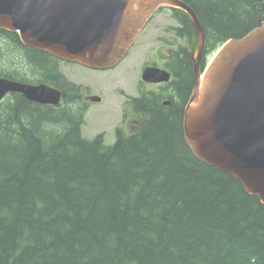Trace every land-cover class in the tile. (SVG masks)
<instances>
[{"label": "trees", "instance_id": "16d2710c", "mask_svg": "<svg viewBox=\"0 0 264 264\" xmlns=\"http://www.w3.org/2000/svg\"><path fill=\"white\" fill-rule=\"evenodd\" d=\"M205 36L201 68L225 41L264 21V0H181ZM195 31L188 15L172 9ZM180 35V30L176 33ZM0 31V77L44 82L59 62ZM168 67L180 103L141 92L135 132L84 138V89L54 85L58 106L20 94L0 102V264H264V204L197 159L183 135L194 85L182 48Z\"/></svg>", "mask_w": 264, "mask_h": 264}, {"label": "water", "instance_id": "95a60500", "mask_svg": "<svg viewBox=\"0 0 264 264\" xmlns=\"http://www.w3.org/2000/svg\"><path fill=\"white\" fill-rule=\"evenodd\" d=\"M161 8L185 12L193 25L194 86L183 109V135L203 163L232 175L264 204V21L224 42L200 69L205 37L191 8L181 0H0V31L61 62L105 71L116 67ZM51 82L58 74H47ZM146 83H167L157 67L142 70ZM18 93L39 105L57 106L61 92L0 77V101ZM90 100L99 102L100 97Z\"/></svg>", "mask_w": 264, "mask_h": 264}, {"label": "rangeland", "instance_id": "374dc122", "mask_svg": "<svg viewBox=\"0 0 264 264\" xmlns=\"http://www.w3.org/2000/svg\"><path fill=\"white\" fill-rule=\"evenodd\" d=\"M176 20H178V15L168 9L157 13L134 47H131L126 57L113 69L94 71L76 64L59 63L58 70L64 77L83 88L85 87V90L89 91L91 95L104 99L100 107L93 106L86 114L81 131L84 138L92 139L96 135L104 133L105 144L110 145L114 142L117 128L121 133H128L127 129H123L124 127L119 125L123 112H126L125 97L137 94L138 81L145 61H157L159 68L163 66L162 60L158 57L145 55L148 50L146 34L153 31L158 21H162L165 25L176 26ZM143 88L145 90L153 89L149 86Z\"/></svg>", "mask_w": 264, "mask_h": 264}, {"label": "flooded vegetation", "instance_id": "af4514ba", "mask_svg": "<svg viewBox=\"0 0 264 264\" xmlns=\"http://www.w3.org/2000/svg\"><path fill=\"white\" fill-rule=\"evenodd\" d=\"M162 10H164V9H160L151 17L150 21L143 28V30L139 34L138 38L134 42L133 47H134L135 43L140 39L141 35L143 34V32L147 28V26L154 20V16ZM168 10H170V9H168ZM170 11L172 13H174L172 10H170ZM176 23H177L176 26H169V25H165L162 21H158L155 24L153 31H149L146 34L147 43H148V50H147L145 55L146 56H155V57H158L160 60H162V62H163L162 69H165L167 72H169L170 81L168 83H158V84H151V83L143 82L141 80V74H142L143 69H145L146 67H159L157 64L158 63L157 61L152 62V61L147 60L144 62V66L141 70L139 81H138L139 82L138 83L139 89L137 91V94L135 96H129L128 95V97H125V104H126L125 110H126V112H123V109H122L123 114L121 116L119 125L122 128L124 127L123 129H127L128 133L135 132L136 127L138 125L139 118H140L139 117L140 114L134 109L133 106H131L129 104V101L131 98H135V97L139 96V94H141V92H149V93H153V94L160 93V94H162V96L165 95L166 97L163 96L164 99H162V101H161L162 105L165 107H168L170 105V102H173L176 104L181 102L177 92L175 90L171 89V87H170L171 82L174 80V75L171 71V68L168 67V64L170 62L169 60L175 56L176 50L179 47L182 48V50H184V54L188 55L190 60H191L192 50H193V46L195 44V39L191 43L188 41L187 34H186V28L184 25H182L180 23L179 17H178V20H176ZM178 30H180L181 36L176 35ZM212 56H209V59H208V57H207V59H205L204 66H205L206 62H209L211 60ZM48 59H56V58L49 56ZM152 60H154V59H152ZM53 74H59V79L56 82H49L45 79L46 81H44V82L35 81L32 84L47 83V84H50L51 86L54 87V85L56 83H58L61 80V78H66L59 72L53 73ZM147 86L153 87V89H149V90L146 89L145 90L143 87H147ZM192 89H193V87H192ZM192 89H191V92H192ZM191 92H190V95H191ZM190 95H189V97H190ZM91 96H95V95H91L89 91L84 92V94L82 96V102L86 105L87 113L90 112V110L92 109L93 106L100 107V105L103 104V101H104V99L100 97L101 100L99 102H92L89 100ZM189 97H188V99H189ZM188 99H187V101H188ZM187 101H186V103H187ZM184 107H185V105H184ZM184 107H183V109H184Z\"/></svg>", "mask_w": 264, "mask_h": 264}, {"label": "bare ground", "instance_id": "6f19581e", "mask_svg": "<svg viewBox=\"0 0 264 264\" xmlns=\"http://www.w3.org/2000/svg\"><path fill=\"white\" fill-rule=\"evenodd\" d=\"M207 59V58H206ZM208 59H209V57H208ZM87 111V110H86Z\"/></svg>", "mask_w": 264, "mask_h": 264}]
</instances>
